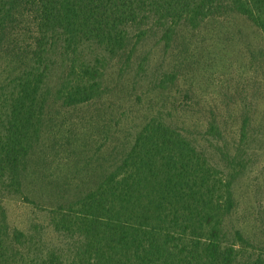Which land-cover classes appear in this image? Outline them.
Returning <instances> with one entry per match:
<instances>
[{"label":"trees","instance_id":"1","mask_svg":"<svg viewBox=\"0 0 264 264\" xmlns=\"http://www.w3.org/2000/svg\"><path fill=\"white\" fill-rule=\"evenodd\" d=\"M232 15L264 36V0H0V264H264V229L228 223L252 162L243 103L234 137L215 116L199 139L154 114L105 156L69 158L75 178L55 180L41 223L12 225L6 206L60 130L49 107L99 99L110 64L133 68L153 33L169 43Z\"/></svg>","mask_w":264,"mask_h":264},{"label":"rangeland","instance_id":"2","mask_svg":"<svg viewBox=\"0 0 264 264\" xmlns=\"http://www.w3.org/2000/svg\"><path fill=\"white\" fill-rule=\"evenodd\" d=\"M185 28H178L169 43L160 32L147 37L135 52L133 68L123 73L111 63L103 80L107 90L99 99L75 108L49 107L60 130L53 127L37 145L36 151L47 156L41 165L36 153L32 157L26 199H6L12 225L44 221L42 210L57 197L55 180L75 178L65 167L67 162L70 168L69 158L90 159L96 149L105 156L154 114L199 139L215 116L234 137L243 103L252 115L245 141L252 162L236 182L238 207L228 223L264 229V36L236 15L206 21L195 31ZM74 145L76 155H69Z\"/></svg>","mask_w":264,"mask_h":264}]
</instances>
